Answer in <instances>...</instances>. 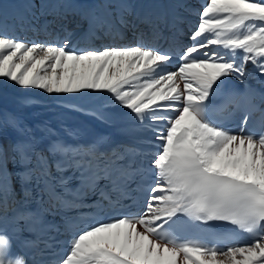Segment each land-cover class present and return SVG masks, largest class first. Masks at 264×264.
I'll return each instance as SVG.
<instances>
[{"label": "snow or ice", "instance_id": "snow-or-ice-1", "mask_svg": "<svg viewBox=\"0 0 264 264\" xmlns=\"http://www.w3.org/2000/svg\"><path fill=\"white\" fill-rule=\"evenodd\" d=\"M69 11L88 22L79 36L64 26L54 32V20L36 28L35 0L20 28L50 39L30 41L0 24V78L48 94H110L134 118L122 130L132 139L107 150L103 137L87 145L57 139L46 149L34 140L0 143V229L11 220L35 239L32 228H47L43 251L66 235V251L49 264H264V132L244 130L257 112L264 124V93L246 85L227 92L223 105L211 102L229 77L250 76L249 62L264 76V0H204L197 8L176 0L171 10L136 0H41L39 15L64 19ZM128 28L135 43H121ZM233 107L238 132L227 127ZM7 123L21 130L22 121ZM238 233L251 239L241 243ZM5 249L0 240V264Z\"/></svg>", "mask_w": 264, "mask_h": 264}, {"label": "bare ground", "instance_id": "bare-ground-1", "mask_svg": "<svg viewBox=\"0 0 264 264\" xmlns=\"http://www.w3.org/2000/svg\"><path fill=\"white\" fill-rule=\"evenodd\" d=\"M46 2L49 6L61 3L59 0H46ZM90 2L91 0H65V4H84ZM136 2L137 6L143 9L171 10L176 3V0H136ZM203 2L204 0H189V3L193 6V8L199 7ZM40 3L41 0H35L36 13L39 18L38 20H33L32 23L36 26V28H40L45 21L54 20V23L50 25V28L54 32L59 31L61 26H64L69 31H74L76 35L79 36L87 29L88 22L86 20H82L79 15L75 16L71 11L67 13L66 18L64 19L54 17L53 15H39ZM28 4L29 0H16L14 14L12 12H8L7 10V13H5V9L3 10L0 8V24L8 28L9 34H18L26 37L30 41L50 39V37H46L44 33L37 36L36 33L28 28L27 25H25L23 31L21 30L20 17L29 15ZM9 9L10 8H8V10ZM9 11H11V9ZM70 17L72 19L75 18L73 22L70 21L72 20ZM191 20H196V17H192ZM137 23V31L142 30L144 32H148V25L139 22ZM132 31L133 30L131 29L129 36L125 41H121V43H135ZM99 43V41L96 42L97 45ZM161 44L162 43H158L156 46L159 47ZM247 66L249 70L252 71L251 81L253 83H258L261 87V93H264V76L260 75V73L255 70L251 62L247 63ZM170 67L174 68L175 65L172 64ZM3 86H7V88H9L7 94L5 93L6 91H3ZM110 101V94L104 92L97 93L93 91H85L81 94H48L40 89H25L7 81L6 79L0 78V143H2L5 147L10 148L13 143L20 140L21 135H30L35 138L38 149H46V147L37 140L38 132L36 124L40 121V118H43L46 115L56 114H65L70 119L76 116L85 117L89 120L93 119L105 125L110 134L115 135L124 142H130L132 137L124 135L122 130L130 129V127L134 124V118L127 109L119 106H112ZM68 104L78 105L85 109V111L72 110L66 106ZM13 119L22 121L20 131L16 130L7 123ZM142 135L144 134H133L135 137ZM148 135H150V133ZM154 150L155 149H152V151Z\"/></svg>", "mask_w": 264, "mask_h": 264}, {"label": "rangeland", "instance_id": "rangeland-1", "mask_svg": "<svg viewBox=\"0 0 264 264\" xmlns=\"http://www.w3.org/2000/svg\"><path fill=\"white\" fill-rule=\"evenodd\" d=\"M11 3L12 4V7H11V4H9V3ZM12 2H14V3H12ZM59 2H61V3H64L65 4V0H59ZM0 8H2L3 10H4V12L5 13H7V11L8 12H12L13 14H14V9H15V6H16V0H0ZM14 5V6H13ZM8 8H10L11 9V11H9L8 10ZM13 8V9H12ZM7 10V11H6ZM11 13V14H12ZM2 89H3V91H6L5 93L7 94L8 92L7 91H9L8 89L9 88H7V86H3L2 87ZM47 117V115L45 116V117H43V118H40L38 121H39V123H41V124H43V125H46V124H48L47 123V121L45 120V118ZM85 118V117H84ZM83 117H81V116H77L75 119H82V121L84 122V123H86L87 125H89V126H91L92 128H94V129H98V130H104V131H106V132H109L108 131V129H107V127L105 126V125H103L102 123H100V122H97V121H95V120H89V119H87V118H85L84 119Z\"/></svg>", "mask_w": 264, "mask_h": 264}, {"label": "clouds", "instance_id": "clouds-1", "mask_svg": "<svg viewBox=\"0 0 264 264\" xmlns=\"http://www.w3.org/2000/svg\"><path fill=\"white\" fill-rule=\"evenodd\" d=\"M0 240L6 242L5 256L6 262L5 264H24V257L21 255H17L16 257H10L7 255V252L11 249V240L5 233H0Z\"/></svg>", "mask_w": 264, "mask_h": 264}]
</instances>
